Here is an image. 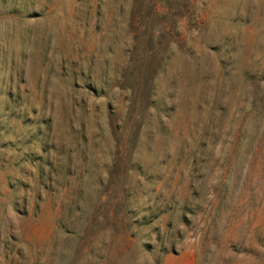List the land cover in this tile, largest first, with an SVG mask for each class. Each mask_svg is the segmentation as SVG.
Listing matches in <instances>:
<instances>
[{
    "label": "rangeland",
    "instance_id": "obj_1",
    "mask_svg": "<svg viewBox=\"0 0 264 264\" xmlns=\"http://www.w3.org/2000/svg\"><path fill=\"white\" fill-rule=\"evenodd\" d=\"M0 264H264V0H0Z\"/></svg>",
    "mask_w": 264,
    "mask_h": 264
}]
</instances>
